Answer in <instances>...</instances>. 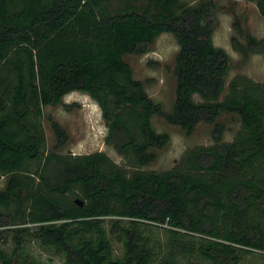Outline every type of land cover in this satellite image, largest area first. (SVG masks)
<instances>
[{"label": "trees", "instance_id": "obj_1", "mask_svg": "<svg viewBox=\"0 0 264 264\" xmlns=\"http://www.w3.org/2000/svg\"><path fill=\"white\" fill-rule=\"evenodd\" d=\"M109 1L0 0V264H264V82L237 74L220 99L230 54L213 42L215 0H129L114 12ZM249 1L264 16V0ZM163 32L180 45L171 110L125 59ZM248 49L264 52V37ZM74 90L99 103L123 163L48 149L45 106ZM224 111L241 119L231 140ZM156 113L188 134L212 123L214 142L146 169L170 140ZM52 127L65 144V126Z\"/></svg>", "mask_w": 264, "mask_h": 264}, {"label": "rangeland", "instance_id": "obj_2", "mask_svg": "<svg viewBox=\"0 0 264 264\" xmlns=\"http://www.w3.org/2000/svg\"><path fill=\"white\" fill-rule=\"evenodd\" d=\"M129 0H110L108 10L114 12ZM143 8L147 0H131ZM182 3H195L199 0H180ZM216 5L210 19L214 25L213 42L224 47L230 54V68L226 77L220 99L228 92V83L237 74H246L264 82V52H253L248 49V37H264V16L260 13L255 1L249 0H215ZM242 29V30H241ZM180 45L171 32H163L150 43L147 51L141 54L128 53L125 59L131 64L136 78L144 81L146 90L161 107L171 110L176 98V74L174 72L176 55ZM195 97L201 99L196 93ZM59 121L69 132V140L57 146V137L52 127V120ZM153 126L159 132L170 134L169 142L162 148H154L157 157L145 165L146 169L164 170L173 168L183 152L194 145L214 142V124L202 121L196 129L188 134L182 127L172 124L156 113ZM219 120L225 124L223 140H231L241 126L237 113L224 111ZM48 149L58 152L88 153L105 150L117 162L123 163V156L112 144L105 141L108 131L102 117V108L88 93L74 90L66 94L62 102L45 106L43 117ZM31 181L30 176L26 177ZM5 177L0 179V188L4 187ZM26 193V191H25ZM0 208H3L2 206ZM4 209V208H3ZM13 242L9 247L13 246ZM32 250L43 258L49 253L36 242ZM17 264V263H13Z\"/></svg>", "mask_w": 264, "mask_h": 264}]
</instances>
